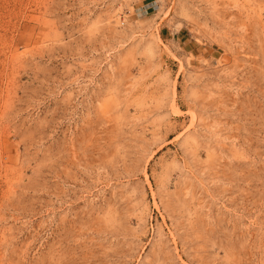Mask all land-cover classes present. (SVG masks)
I'll list each match as a JSON object with an SVG mask.
<instances>
[{"label": "rangeland", "instance_id": "rangeland-1", "mask_svg": "<svg viewBox=\"0 0 264 264\" xmlns=\"http://www.w3.org/2000/svg\"><path fill=\"white\" fill-rule=\"evenodd\" d=\"M0 264H264V0H0Z\"/></svg>", "mask_w": 264, "mask_h": 264}, {"label": "bare ground", "instance_id": "bare-ground-1", "mask_svg": "<svg viewBox=\"0 0 264 264\" xmlns=\"http://www.w3.org/2000/svg\"><path fill=\"white\" fill-rule=\"evenodd\" d=\"M177 109V108H176ZM177 112H179V110H176ZM143 212V211H142Z\"/></svg>", "mask_w": 264, "mask_h": 264}]
</instances>
